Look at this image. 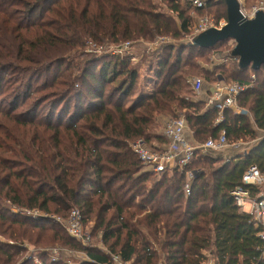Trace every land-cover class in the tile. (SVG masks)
Masks as SVG:
<instances>
[{
	"label": "trees",
	"instance_id": "1",
	"mask_svg": "<svg viewBox=\"0 0 264 264\" xmlns=\"http://www.w3.org/2000/svg\"><path fill=\"white\" fill-rule=\"evenodd\" d=\"M205 1L197 13L227 21L224 0ZM52 19L100 45L191 42L161 44L143 56L145 73L160 81L147 92L133 55L81 52L76 40L49 29ZM193 28L181 0H0V238L6 240H0V264H32L24 256L26 242L86 253L80 264H113V256L129 264H264V242L232 195L240 186L259 193L243 185L251 167L264 175V66L256 72L238 63L220 68L224 83L249 87L238 105L250 114L220 115L196 100L189 79L197 60L228 42L195 47ZM178 114L196 145L222 132L228 143L258 142L229 161L198 151L183 171L145 170L135 144L163 149L160 122ZM74 209L102 232L107 253L84 246L55 220Z\"/></svg>",
	"mask_w": 264,
	"mask_h": 264
},
{
	"label": "built area",
	"instance_id": "2",
	"mask_svg": "<svg viewBox=\"0 0 264 264\" xmlns=\"http://www.w3.org/2000/svg\"><path fill=\"white\" fill-rule=\"evenodd\" d=\"M181 1H183L184 4H188L191 8L196 9V11L204 10L208 5V2L205 0ZM256 1L257 3L254 4L250 10H248L246 3L243 0H239L242 13L248 20L254 19L258 13L264 14V0ZM226 24V20L217 21L216 19L205 15L204 17L198 18V21L193 28L194 35L197 37L211 29L220 30ZM165 43H168L167 38H159L156 42L155 48ZM234 46L235 45L233 43L232 47L234 48ZM108 47L110 48L103 45H92L93 52L97 55L109 54L112 57H120L130 55L132 43L126 42L121 45ZM232 60L238 63V59L232 58ZM192 87L195 93H200L203 83L201 80H194L192 82ZM248 88V86L240 85L238 83H232L229 85L217 83L211 103L218 109L220 115L226 110H232L239 114H248V111L242 109L238 105V98ZM187 129L188 127L184 118H172L167 121L164 128V136L167 140V146L163 149L153 151L145 147L142 141L137 142L134 149L145 170L155 172L157 174H163L168 169L176 167L180 171H183L191 164L196 156V152H222L228 146V141L224 132H222L217 139H209L204 145H196L191 143L188 139L186 135ZM193 178L194 173L189 171L187 174L188 180L184 188L187 197L191 195V184ZM243 185L254 186L259 189V193L256 196H252V193L249 190L240 186L232 192V195L235 198L237 207L242 212L247 213L252 217L254 226L259 232V238H261L264 242V175L257 167H251L243 177ZM15 211L19 212L21 215H30L37 218V213L34 212L20 211L19 209H16ZM55 220L61 223L67 233L77 241L84 245L90 241L88 236L89 234L83 233V218L78 210H73L71 212V216L68 221L61 220V218L56 217ZM261 259L260 261H264V250L263 257ZM31 260L35 262V264H43L36 258H32ZM53 261H57V259H53ZM112 261L113 264H128L123 262L119 256H113Z\"/></svg>",
	"mask_w": 264,
	"mask_h": 264
},
{
	"label": "rangeland",
	"instance_id": "3",
	"mask_svg": "<svg viewBox=\"0 0 264 264\" xmlns=\"http://www.w3.org/2000/svg\"><path fill=\"white\" fill-rule=\"evenodd\" d=\"M246 5L248 6V10L251 9V7L257 3L256 0H243ZM183 4V1H182ZM183 7L185 8V10H187L189 16H191L192 18V23L193 26L196 25L198 18L204 17L205 15H208L209 17H212L214 19H217V17H215L214 14L209 13H202L199 12L197 13L196 10L193 11L190 9L189 5H185L183 4ZM49 29L60 36H64V37H68L70 39H74L77 41V43L80 45V49L81 52H86L87 54H92L93 52V48L92 45H97V46H102L100 44L94 43V42H89V41H84L81 40V38L76 37L73 34V31L70 29V27L63 21L60 19H52L50 21V27ZM192 37V35L190 36ZM168 39V44H174L176 47H178L181 43H190L191 42V38H184L183 40H173L172 38H167ZM159 39L155 40L152 43H146L143 45H140L138 47H134L131 51L130 54L133 55L135 57V59L133 60L134 64L140 66L143 68V70L141 71V79H140V86L142 90H146L147 92H151L152 90H154L156 88V86L158 84H160V81L157 82L154 77L149 76L148 74L145 73L144 70V60H143V56H148L150 50L152 48H155L156 46V42ZM144 43V42H142ZM103 46H107V48H110L108 46H112V45H103ZM158 46V45H157ZM148 50V51H147ZM233 48H232V42L231 43H227L225 46L222 45L221 47L217 48L214 51L211 52H207L203 55V59H199L197 60V67L198 70L196 71L195 74L190 76V82L192 84V82L194 80H201L203 83V87L200 93H196L199 97H201L203 95V93L205 91H207V89L211 88L212 83L211 80H218L220 83H224L223 78L221 77V75H225L223 73L221 69L224 70H230L235 64L236 62L232 60L231 57V52H232ZM145 52V53H144ZM147 52V54H146ZM95 54V53H94ZM97 55V54H96ZM104 55H108L109 54H99L98 56H104ZM175 57L174 59L171 61L170 63V67L173 66L175 64ZM169 68V67H168ZM168 73V69H166L163 78L166 76V74ZM226 77V75H225ZM253 78V77H252ZM44 79L41 80V83L43 82ZM224 83L226 85L231 84V81L226 80ZM5 108H9L8 105L5 106ZM45 106L42 107L41 111L44 110ZM46 112V110L44 111ZM179 117H184L183 114H178L176 116V118ZM172 117L167 118L165 120H161V125H162V129H161V134H164V128L165 125L167 123L168 120H170ZM175 118V117H173ZM258 142V140H254L251 141L249 139L241 141L239 143H228V146L226 149H224L222 152H216V153H212V155L214 157H219V158H223V160L225 161H229L232 160L235 157H241L243 155H245V153H247L249 151V149L254 146L256 143ZM145 147H147L148 149L151 148L150 145H147L146 143H144ZM154 146H159L157 143ZM152 147V148H153ZM160 147V146H159ZM163 146H161L160 148H162ZM151 148V150H153ZM155 151V150H153ZM211 153V152H210ZM238 155V156H236ZM75 210V209H74ZM71 213L69 214L68 218H61V220H65L68 221L70 219ZM58 218V217H56ZM83 233H88L90 241L85 244L84 246L88 247V248H92V249H97L100 252L103 253H107V247L104 246L103 241H102V232L98 231L95 232L93 230V224L92 222H90L88 225H85V223H83V227H82ZM92 234L94 235V237L92 236ZM0 240H3L4 242H6V240H4L3 238ZM23 248L25 249L26 253H25V259L26 261L33 259H38L40 262L44 263V257H47V263L48 264H54V263H59L60 260L64 263V264H80L82 262H86L88 261V258L86 256V253L83 252H74L73 250L70 249H66L63 248L62 246H55V247H46V248H41V247H35L34 245H31L30 243L26 242L23 245ZM43 254H47V255H43ZM53 259H57V261H53ZM162 262V261H161ZM211 260H209V262L207 264H211ZM32 264H35V262H33ZM129 264V263H128ZM133 264V263H131ZM137 264V261H136Z\"/></svg>",
	"mask_w": 264,
	"mask_h": 264
},
{
	"label": "water",
	"instance_id": "4",
	"mask_svg": "<svg viewBox=\"0 0 264 264\" xmlns=\"http://www.w3.org/2000/svg\"><path fill=\"white\" fill-rule=\"evenodd\" d=\"M227 7V24L220 30L211 29L197 36L193 46L214 48L219 43L233 42L231 57L238 59L241 69L259 71L264 66V14L248 20L239 0H224Z\"/></svg>",
	"mask_w": 264,
	"mask_h": 264
},
{
	"label": "crops",
	"instance_id": "5",
	"mask_svg": "<svg viewBox=\"0 0 264 264\" xmlns=\"http://www.w3.org/2000/svg\"><path fill=\"white\" fill-rule=\"evenodd\" d=\"M183 4H184V2H183ZM215 86H216V84H213L211 86V88L207 89V91H205L201 97L198 96V98H196V100L198 99V100H200L202 102H205L207 104L208 108L215 107L211 103V99H212L213 93L215 92ZM233 112L236 113L235 111H233ZM237 114H239V113H237ZM247 115H250V114L248 113ZM186 135H187L188 139L190 140V142L193 143V139H192L193 136H192L191 132L188 129L186 131ZM236 156H238V155H236ZM235 158H237V157H235Z\"/></svg>",
	"mask_w": 264,
	"mask_h": 264
}]
</instances>
